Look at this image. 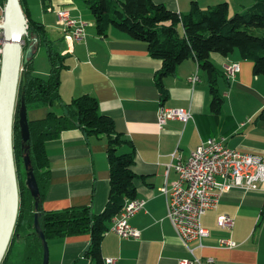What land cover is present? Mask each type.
<instances>
[{"label":"crops","instance_id":"crops-1","mask_svg":"<svg viewBox=\"0 0 264 264\" xmlns=\"http://www.w3.org/2000/svg\"><path fill=\"white\" fill-rule=\"evenodd\" d=\"M154 1L179 14L189 13L195 4L205 10L227 2L234 14L256 0ZM24 5L30 18L45 24L55 48L65 57L68 66L61 73L62 101L93 94L100 111L114 120L116 132L130 140L119 148V153L134 151L133 181L137 198L145 199L146 205L128 220L141 230V236L104 233L100 245L103 259H116L115 264H181V259L199 257L204 261L213 259L205 264H264V181L257 190L233 187L225 191L217 208L202 215V225L209 230L202 241L184 242L177 235L167 218V201L162 193L164 186H172L179 178L177 170L169 166L175 162L172 153L187 160L208 138L223 140L242 152L264 154V119L259 117L264 109V75L253 73V62L238 50L229 56L212 54L220 73L216 87L224 101L222 109L215 112L208 75L194 57L165 76L161 88L157 75L163 62L150 55L145 42L132 39L116 27L110 28L106 37L99 35L85 0H24ZM61 7L68 8L72 18L89 23L85 39L75 40L66 32L57 17ZM40 48L45 47L35 52L34 69L37 75L47 78L51 66H39L36 55ZM233 62L240 63V70L229 77L227 66ZM195 73L199 81L193 84L190 78ZM60 106L56 103L52 109L61 113ZM162 107L187 108L192 117L184 122L171 119L161 127L158 114ZM49 109H28V118L42 119ZM82 130L77 127L62 131L58 138L47 142L50 183L43 201L47 211L90 206L93 212L101 213L108 202V138L87 136ZM219 215L231 216L234 226L221 227ZM222 240L233 241L236 246H223ZM48 242L49 264H97L85 255L89 234Z\"/></svg>","mask_w":264,"mask_h":264},{"label":"trees","instance_id":"trees-1","mask_svg":"<svg viewBox=\"0 0 264 264\" xmlns=\"http://www.w3.org/2000/svg\"><path fill=\"white\" fill-rule=\"evenodd\" d=\"M94 17L97 33L103 37L110 28L125 32L132 39L145 42L148 52L163 63L158 84L176 72L181 62L194 57L209 79L212 109L219 112L223 97L217 86L219 70L212 62V54L229 56L238 50L241 56L253 62L254 72L264 75V0H256L251 6L234 14L227 2L205 10L195 4L187 14L172 11L154 0H85ZM6 3V0H0ZM24 36L22 74L26 84L20 86L13 127L14 156L20 191V208L12 240L0 264H43L44 247L36 232L35 214L39 212L40 224L47 240L58 237L90 235V245L85 255L97 264H105L101 253L104 233L109 231L112 219L120 214L128 200L137 197L133 171L134 151L119 153V148L130 142L115 130L114 120L103 114L98 99L93 94H82L69 102H63L60 94L61 73L68 66L65 57L55 48L44 23L30 18ZM183 32H181V29ZM39 47H45L50 62V74L43 78L35 73L34 55ZM26 59V61H25ZM1 68V61H0ZM23 98L28 109L50 108L42 119H30V138L24 142L20 126V110ZM56 103L62 107L58 113L52 109ZM264 119V109L260 111ZM80 127L87 136L105 135L108 138L111 188L109 199L101 213L90 206L70 207L59 211H47L43 201L50 183L47 142L58 138L62 131ZM29 159L39 194L34 195L26 184Z\"/></svg>","mask_w":264,"mask_h":264},{"label":"built area","instance_id":"built-area-1","mask_svg":"<svg viewBox=\"0 0 264 264\" xmlns=\"http://www.w3.org/2000/svg\"><path fill=\"white\" fill-rule=\"evenodd\" d=\"M5 3L0 2V57L4 40ZM59 21L66 32H70L75 40H83L86 36V27L89 23L74 19L70 10L61 7L58 10ZM1 59V58H0ZM240 70V63L233 62L227 66L229 77L235 76ZM195 73L190 78L194 84L199 81ZM191 110L187 108L162 107L158 114V122L162 127L168 120L179 119L188 121ZM169 166L174 167L179 173V178L172 186H164L162 193L166 196L168 217L174 231L184 241H202L209 235V230L202 225V215L207 211L217 208L221 195L233 187L247 190H257L264 181V154L242 152L224 144L223 140L208 138L184 160L177 152L172 153ZM168 166V167H169ZM216 177H221L219 180ZM146 200L134 198L128 200L123 210L112 219L109 231H113L126 238H140L141 230L134 227L128 219L145 208ZM218 223L221 227L230 229L234 226V219L228 215H219ZM223 246L233 247L236 243L222 240ZM209 258L204 261L199 257L181 259V264H205L212 262ZM116 259L107 258L105 264H115Z\"/></svg>","mask_w":264,"mask_h":264},{"label":"water","instance_id":"water-1","mask_svg":"<svg viewBox=\"0 0 264 264\" xmlns=\"http://www.w3.org/2000/svg\"><path fill=\"white\" fill-rule=\"evenodd\" d=\"M4 20V40L1 53L0 68V263L4 260L9 249L20 208V191L18 186L17 169L14 156L13 127L19 88L26 84L22 74L24 62L23 43L27 34L28 20L21 5V0H6ZM26 61V59H25ZM28 108L23 98L20 110V126L23 141L30 138ZM29 169V159H25ZM32 169L28 171L26 184L35 196L40 192ZM40 213L35 214L36 232L42 240L44 249L43 264H49V242L41 227Z\"/></svg>","mask_w":264,"mask_h":264},{"label":"rangeland","instance_id":"rangeland-1","mask_svg":"<svg viewBox=\"0 0 264 264\" xmlns=\"http://www.w3.org/2000/svg\"><path fill=\"white\" fill-rule=\"evenodd\" d=\"M5 5H6V3H5ZM4 5V6H5ZM48 54H47V51H46V49L45 48H40L39 49V51H38V53H37V59H38V64H39V66L40 65H43V64H49L50 65V62H49V58H48V56H47ZM15 113H16V111H15ZM15 120V119H14ZM15 231V230H14Z\"/></svg>","mask_w":264,"mask_h":264}]
</instances>
